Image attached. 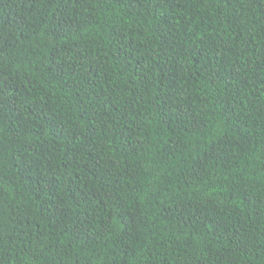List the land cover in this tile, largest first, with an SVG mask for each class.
Masks as SVG:
<instances>
[{
    "label": "trees",
    "instance_id": "obj_1",
    "mask_svg": "<svg viewBox=\"0 0 264 264\" xmlns=\"http://www.w3.org/2000/svg\"><path fill=\"white\" fill-rule=\"evenodd\" d=\"M0 264H264V0H0Z\"/></svg>",
    "mask_w": 264,
    "mask_h": 264
}]
</instances>
